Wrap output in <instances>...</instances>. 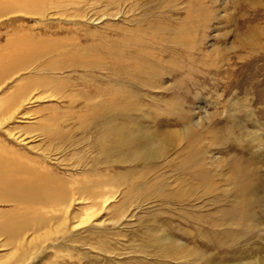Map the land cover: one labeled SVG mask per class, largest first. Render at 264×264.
<instances>
[{"label":"rangeland","instance_id":"374dc122","mask_svg":"<svg viewBox=\"0 0 264 264\" xmlns=\"http://www.w3.org/2000/svg\"><path fill=\"white\" fill-rule=\"evenodd\" d=\"M11 2L0 0V57L38 53L0 77V156L76 200L65 223L67 204L35 203L49 218L21 242L0 236V264H264V0ZM134 42L152 52L146 86L49 67L91 53L108 65L99 43ZM85 184L94 205L77 195ZM24 210L0 202V222Z\"/></svg>","mask_w":264,"mask_h":264},{"label":"bare ground","instance_id":"6f19581e","mask_svg":"<svg viewBox=\"0 0 264 264\" xmlns=\"http://www.w3.org/2000/svg\"><path fill=\"white\" fill-rule=\"evenodd\" d=\"M30 1H32V0H16V1L12 0L11 3L17 2V3L22 4V5H28V3ZM186 29H187L186 27H182L183 32L186 31ZM107 41H109V40H107ZM32 42L35 43V41H33V40H32ZM46 42L48 43L47 40H46ZM134 43H135V45L129 44V45L123 46L125 51L121 47H119L117 50H113L111 47L105 46L104 43H99L100 44L99 47L106 50L108 56L111 58L110 63H108V65H106L104 61H101V59L98 58L96 54L91 53L89 58L86 57V58H82V59L80 58V59H76V60L70 59V61H68V60L66 61V59H65V60H62L64 62H61L60 64H58L59 62L56 61V62H58L56 65L55 64H54V66L50 65L49 67L52 69H57V70H63L65 68H74V67H80L82 69L90 70V69H94V68H104L105 67V68H108L109 70H111L112 72L125 71L128 73V75L130 76V78L132 80H135L140 75H146L147 79H144V80L139 79L138 80V83L146 86V85H149L150 82L155 81L154 79H148V78L149 77H156V75H157L156 71H153L152 69H150L151 67L149 68V66H148V60H149L148 58H149V55H152V52H149L147 50V48H144L140 42H138V43L134 42ZM29 44L31 45L32 43H29ZM12 45H14V44H12ZM21 45H22V43H21ZM30 45L25 46V47L18 46V45L15 46L14 48L10 47L7 50V52L0 57V77L2 74H4L6 71H8L11 67L13 68L14 66H17V64L19 65V62L22 60H25V62H27L28 59H32V61H33V58H32L33 55L31 56V53L34 51V49L38 53V50H36V48L32 47V46H34L33 44H32V46H30ZM42 46H43V44H42ZM37 47H40V46H37ZM39 50H40V48H39ZM46 50H47V48H46ZM34 54H36V53H34ZM40 54H38V55H40ZM38 55H35V56L37 57ZM124 55L128 56L130 61H122L119 59L120 56H124ZM142 61L144 62V64ZM22 65H23V63H22ZM26 67H28V65H26ZM45 69H46V67H45ZM148 70L150 71V73L148 72ZM36 81H38L37 83H40L39 85L42 87V85H41L42 82L40 81V79L36 80ZM31 85H33V84H31ZM39 85L37 84V86H36L34 84L35 87H38ZM48 85H50V84H48ZM53 86H51V87H53ZM44 88H45V85H44ZM25 90H27V89H25ZM25 90L22 89V91H25ZM107 123H109V122H107ZM120 131H122V130H120ZM125 134L126 133H124L123 135H125ZM129 135H126V137L131 138L132 136H131L130 132H129ZM135 136L136 135H134L133 138H135ZM137 139H138V137H137ZM126 140L128 141V139H126ZM127 141H125V143H127ZM119 142H121V140ZM119 142H118V144H119ZM124 146H126V145H124ZM128 146H129V144H128ZM165 146H166V143H165V139H164L161 144H159L157 147L152 148L150 151H152L153 154H158L159 152H162L163 149L165 150ZM141 154L146 155V152L144 150H141L140 155ZM148 154H150V153L148 152ZM16 162L17 163H15L13 161V159L9 160V159H5L2 156H0V202L1 203H8V202L15 203L17 208H24L25 209L24 211H26V214H28L29 211L33 212L34 214L32 216L31 215H25V217H15V216L13 217L12 216V218H11L10 214L8 213V217H6V220L0 222V236H4L6 238L7 241L6 242L4 241V244H6V245L11 244L13 242H15V243L21 242L22 238H23V232L28 231L30 225H32V224H33L32 229H34L33 227L37 223V220L45 221L47 218H49V216H48L49 213H43V212L50 211L52 213V211H54V209H56L55 205L60 204V203L61 204L64 203L65 205L67 204L65 209H64L65 211H63L64 212L63 213L64 214L63 219L65 221H62V223H65L66 220L68 221V219H69L68 215L70 214L71 207L74 206L75 200H76V198L72 197L73 192L66 190L63 187V182L59 178H57L54 175H52L51 173H49L48 171L38 169V168H34V167H30L28 165H25L22 162H18V161H16ZM96 185L100 186L101 183H97ZM92 187H93V185L92 186L91 185L88 186V184L83 185L80 189L77 190V195L81 200H88V201H90L89 204L94 205L93 200H95L94 199L95 195H94L93 190H90V188H92ZM102 193H103V191H101L100 193H95V194H97L99 196V194H102ZM97 202H95V203H97ZM35 203L42 204V206H43L42 210H47V211H43L42 213L37 212L35 214V210L32 209L33 206L35 205ZM103 203L99 204V206L101 208L103 207V205H102ZM99 206H98V208H100ZM56 210H58V209H56ZM16 211H17V215L21 214L20 210L19 211L16 210ZM95 213L96 212H93L92 215H94ZM44 216H46L47 218ZM75 218H76V213H74L72 215V219L74 221H75ZM61 219H62V217H61ZM83 222H85V221H83ZM38 223L40 224V222H38ZM72 227H75V224L72 225ZM36 228H38V225L36 226ZM39 229H40V227H39Z\"/></svg>","mask_w":264,"mask_h":264}]
</instances>
